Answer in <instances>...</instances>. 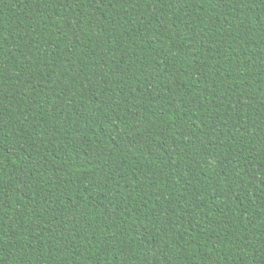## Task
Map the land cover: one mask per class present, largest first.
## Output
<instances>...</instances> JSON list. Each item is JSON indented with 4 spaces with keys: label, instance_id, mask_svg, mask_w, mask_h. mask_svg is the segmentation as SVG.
<instances>
[{
    "label": "trees",
    "instance_id": "16d2710c",
    "mask_svg": "<svg viewBox=\"0 0 264 264\" xmlns=\"http://www.w3.org/2000/svg\"><path fill=\"white\" fill-rule=\"evenodd\" d=\"M0 264H264V0H0Z\"/></svg>",
    "mask_w": 264,
    "mask_h": 264
}]
</instances>
